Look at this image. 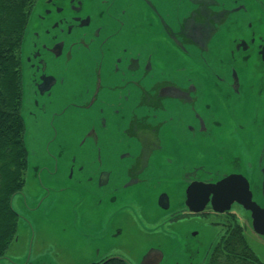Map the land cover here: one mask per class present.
Here are the masks:
<instances>
[{"label":"flooded vegetation","instance_id":"af4514ba","mask_svg":"<svg viewBox=\"0 0 264 264\" xmlns=\"http://www.w3.org/2000/svg\"><path fill=\"white\" fill-rule=\"evenodd\" d=\"M44 3L47 7L37 13V24L63 13L69 17H64L67 25L47 35L49 41L36 33V43L56 54L62 45L70 46L64 58L54 57L64 68L58 72L70 77L68 83L76 82L79 72L83 77L80 87L64 92L65 108H96L93 114L78 117L80 141L87 149L77 167V155L69 156V182H62L50 164L43 165L44 171L41 165L32 170L36 190L29 199V193L21 194L25 210L18 212L26 233L18 237L17 261L11 258L5 264H264V220L255 230L251 210L238 201L224 212L214 210L211 200L195 211L188 206L186 194L192 182L217 179L212 173L217 167L211 170L203 161L250 179L258 170L256 160L264 151V0H252L256 24L247 26L237 19L211 42L222 62L238 66L235 86L231 75L220 78L208 72L174 45L180 66L176 88L172 94L159 86L157 92L165 94L167 101L157 100L154 110L151 103H135V64L127 55L129 48L115 39L94 38L81 20L85 0ZM180 16L185 18L176 30L180 41H210L214 23L202 18L195 6L189 5ZM165 30L160 28L164 35ZM117 31L109 28L108 35ZM136 107L147 116L138 124L143 133L134 126ZM202 129L198 138L196 133ZM158 140L164 141L161 148L170 143L175 149L159 157L164 174L150 179L145 161L137 160L135 150L145 152ZM110 161L113 167L119 165V183L111 182ZM125 185L152 186L118 193ZM258 202L264 206V201ZM38 233L41 251L33 256ZM45 254L52 261L40 259Z\"/></svg>","mask_w":264,"mask_h":264},{"label":"water","instance_id":"95a60500","mask_svg":"<svg viewBox=\"0 0 264 264\" xmlns=\"http://www.w3.org/2000/svg\"><path fill=\"white\" fill-rule=\"evenodd\" d=\"M85 1L87 6L85 12L80 16L81 20L91 28V35L99 39L118 40L126 45L122 47L129 48L127 55L135 64L136 104L137 102L151 103V109L154 110L157 108V100L167 101L165 94L157 92L159 86H164L172 94L174 93L177 71L180 69L179 58L176 57V47L194 58L208 72H215L220 75V78H225L224 75H231L234 86L235 82L239 80L238 66L232 62H222L211 42L228 24L237 19H241L247 26L248 24L252 26L254 23L256 24L251 10L252 0ZM189 5L195 6L196 11L203 14L202 18L209 19L214 23L212 24V37L208 43L180 41L182 38L176 33V30L185 22V18L182 16L178 18L177 15L179 12H184ZM38 7L39 5L34 8L31 14L21 47L22 115L26 124L25 141L29 155L27 135L32 140L31 147H35V155L32 157V170H38L41 165L40 171H44L43 165L50 164L59 171L62 182H69L66 174L70 165L69 156L77 155V167L81 163V156L87 149L86 143L82 145V141H80L82 128L78 122V117L85 112L93 114L96 107L88 108L89 105H79L65 108L64 92L74 87H80L83 77L79 72L76 82L68 83L70 77H65L63 72H58L64 68L57 65L54 57L64 58L66 51L71 50V47L64 44L61 46V52L56 54L49 49V46L36 43L35 39L36 33H38L42 39L49 41L47 35L51 31L57 32L59 27L63 28L67 25L64 17L69 16L67 13H63L52 17L49 21H42L37 24L39 22L37 13L45 12L42 11V7L39 9ZM199 20L197 17L198 23H200ZM56 22H59V25L55 29ZM73 22L76 26L77 21ZM114 27L118 31L108 35V29ZM164 27L166 28V35L160 31V28ZM79 44L81 42H78L74 48ZM61 60L63 59H59L58 62L63 63ZM74 65L70 66L69 69ZM100 69L101 67H98L96 70L99 71ZM75 70H78V67H75ZM148 73H151L150 76L147 75ZM64 77L65 82L61 83ZM48 91H52V94L49 95ZM161 107L163 108L164 105ZM168 111H170L169 108L166 112ZM135 113L134 126L137 125L136 132L143 133V126H138V124L146 120L147 116L141 113L137 107ZM170 115L165 114V117L169 119L167 122L169 125L172 123ZM203 133L202 129L196 133V136L199 138ZM163 146L164 141L158 140L145 152L139 149L135 150V154L138 156L137 160L145 161L147 177L150 179L160 173L164 174V170L159 165V157L170 150L174 152L175 147L173 146L171 149L170 143L164 149L161 148ZM54 155H58L59 158L56 159ZM256 161V169L258 168V170L252 179L244 173H230L211 160L201 162L209 169L213 166L217 167L214 170L211 169L212 173L216 174L217 179L212 182H192L186 189L188 206L192 210L201 211L211 200L214 210L224 212L231 208L234 201H238L251 210L253 226L255 230L259 231L260 220H264V206L258 202L264 201V151ZM118 167L119 165L113 167L112 161L107 164V170L112 172L111 182L119 183L116 174ZM75 181L76 177L70 182ZM150 186L152 185L134 187L125 185V190L119 189L118 193H123L132 188H148ZM22 193L24 194V192ZM5 257L8 256L0 257L1 263L4 262Z\"/></svg>","mask_w":264,"mask_h":264},{"label":"trees","instance_id":"16d2710c","mask_svg":"<svg viewBox=\"0 0 264 264\" xmlns=\"http://www.w3.org/2000/svg\"><path fill=\"white\" fill-rule=\"evenodd\" d=\"M36 1L0 0V256L17 232L20 216L13 197L23 189L29 166L21 47Z\"/></svg>","mask_w":264,"mask_h":264},{"label":"rangeland","instance_id":"374dc122","mask_svg":"<svg viewBox=\"0 0 264 264\" xmlns=\"http://www.w3.org/2000/svg\"><path fill=\"white\" fill-rule=\"evenodd\" d=\"M44 1L45 0H37L35 2L33 10L35 7H37L39 5L38 9L40 7H42V11H45V8L47 7V3H44ZM33 10H32V12H33ZM32 12H31V14H32ZM30 18H31V15H30ZM30 18H29V21H30ZM31 142H32V140L30 139V136L27 135V144H28L29 151H30V155H29L30 159H29V166H28L27 173H26V182H25V185L21 191L24 192L25 194L29 193L28 199L30 198V193L31 194L35 193L36 182H37L36 178L34 176V171H32V168H31L32 157H34V155H35V147L34 146L31 147ZM22 192L17 193L13 197V205H14L15 209L17 210V212H19V210H21V211L25 210L24 203H23V197L21 195ZM19 216H20V214H19ZM25 231L26 230L24 229L23 219L20 216L19 222H18V228H17L16 235L14 237V240L11 243L8 252L5 253L4 255L0 256V257L8 256V257H5L3 260L5 263H6L7 259L10 260L9 258H13L14 261H17V258H18L17 255H18V252L20 250V245H21V241L19 240L18 237L20 236L21 239L24 238V234L26 233ZM44 235L49 236L48 232H45ZM28 239H29V237L27 238V241H28ZM40 251H41V249H40V235L38 233V235L34 241L33 256L38 255L40 253ZM40 259H44L45 261H50V259H51V261H52V258L48 254L40 256ZM49 263H52V262H49ZM10 264H16V263L10 262Z\"/></svg>","mask_w":264,"mask_h":264}]
</instances>
